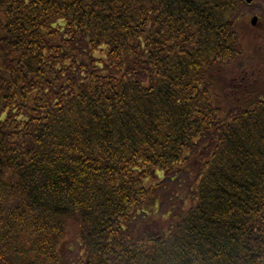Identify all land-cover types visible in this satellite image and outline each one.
Instances as JSON below:
<instances>
[{
  "label": "trees",
  "instance_id": "1",
  "mask_svg": "<svg viewBox=\"0 0 264 264\" xmlns=\"http://www.w3.org/2000/svg\"><path fill=\"white\" fill-rule=\"evenodd\" d=\"M245 5L0 0V264H264Z\"/></svg>",
  "mask_w": 264,
  "mask_h": 264
},
{
  "label": "rangeland",
  "instance_id": "2",
  "mask_svg": "<svg viewBox=\"0 0 264 264\" xmlns=\"http://www.w3.org/2000/svg\"><path fill=\"white\" fill-rule=\"evenodd\" d=\"M246 3V2H245ZM262 10H264V0H255L252 1L250 3H246V5L243 7L242 11L240 12V17L239 19H242V26H243V31L244 34L249 36V37H253L255 35H258V29L259 27L256 26H252L249 23V19L251 18V16L256 15L258 16V13L261 12ZM258 24V23H257ZM74 228V224H70L67 234H66V239H69L70 234L72 233Z\"/></svg>",
  "mask_w": 264,
  "mask_h": 264
},
{
  "label": "water",
  "instance_id": "3",
  "mask_svg": "<svg viewBox=\"0 0 264 264\" xmlns=\"http://www.w3.org/2000/svg\"><path fill=\"white\" fill-rule=\"evenodd\" d=\"M247 3H250L252 0H245ZM257 16H253L251 19H250V23H251V25H255L256 24V22H257Z\"/></svg>",
  "mask_w": 264,
  "mask_h": 264
}]
</instances>
